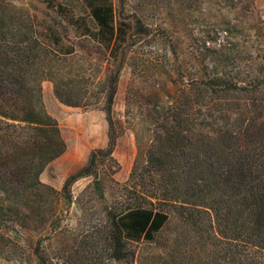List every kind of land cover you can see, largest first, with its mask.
Here are the masks:
<instances>
[{
  "label": "trees",
  "instance_id": "obj_1",
  "mask_svg": "<svg viewBox=\"0 0 264 264\" xmlns=\"http://www.w3.org/2000/svg\"><path fill=\"white\" fill-rule=\"evenodd\" d=\"M42 2L49 19L0 0V257L32 264H264V64L253 77L205 66L199 77L181 81L171 101L137 97L128 87L124 116L136 155L120 182L113 154L126 128L113 115L119 70L99 75L101 66L77 45L93 41L134 73L139 52L124 49L133 23L116 15L112 0ZM44 80L61 103L100 109L107 121L105 146L93 148L59 189L39 178L66 149L42 108ZM136 98L143 99L137 108ZM82 177L89 182L74 195L72 184ZM63 203H75L79 217L62 240L49 238L60 247V255L49 256L38 234L56 231Z\"/></svg>",
  "mask_w": 264,
  "mask_h": 264
},
{
  "label": "rangeland",
  "instance_id": "obj_2",
  "mask_svg": "<svg viewBox=\"0 0 264 264\" xmlns=\"http://www.w3.org/2000/svg\"><path fill=\"white\" fill-rule=\"evenodd\" d=\"M24 6L39 18H51L43 0H11ZM78 6L81 0H59ZM116 15L134 26L132 38L124 49L139 52V66L132 73L126 64L120 65L93 41H79L77 50L86 59L98 63L101 73L108 68L119 70V80L113 102V115L126 128L116 141L114 157L119 169L114 178L120 182L129 176L136 155L134 136L125 122L127 88L131 95L147 99L171 101L180 92L181 81L199 77L202 71L217 68L253 77L264 64V0H112ZM137 108L142 98H136ZM41 103L44 113L56 121L66 143L65 151L48 163L39 175L42 182L57 189L65 178L78 170L89 152L103 147L107 141L105 113L97 108L81 109L61 103L49 81L41 83ZM4 121H9L4 119ZM89 182L88 177L72 184L77 195ZM88 200V197L85 198ZM89 202V201H88ZM89 209L91 204H84ZM105 207V200H104ZM79 217L75 203L62 207L55 219L56 231L45 229L38 236L45 253L60 255L58 243L49 245V238L62 240L75 227ZM82 224L79 228L85 227ZM6 235L9 232L5 233ZM66 242V239H63ZM28 257L22 263L0 257V264H32ZM61 259V258H60ZM27 260V261H26ZM108 264H133L132 260H110Z\"/></svg>",
  "mask_w": 264,
  "mask_h": 264
}]
</instances>
